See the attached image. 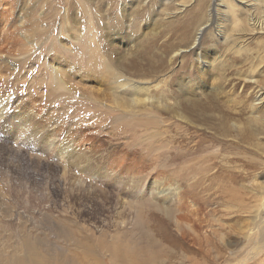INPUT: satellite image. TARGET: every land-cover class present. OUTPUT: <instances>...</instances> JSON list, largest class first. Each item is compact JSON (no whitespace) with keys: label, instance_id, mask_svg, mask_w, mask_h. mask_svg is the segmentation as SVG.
<instances>
[{"label":"rangeland","instance_id":"obj_1","mask_svg":"<svg viewBox=\"0 0 264 264\" xmlns=\"http://www.w3.org/2000/svg\"><path fill=\"white\" fill-rule=\"evenodd\" d=\"M7 1L12 6L0 11L12 41L2 44L0 34L1 52L15 67L0 72V115L15 114L17 130L15 143L0 137V264H66L63 257L69 264H140L138 254L151 248L146 228L163 244L153 249L162 264H264V211L251 209L253 187L264 179V103L250 104L264 87V74L256 73L264 34L232 31V13L221 12L213 28L223 29L225 41L205 35L200 49L190 48L212 8L208 0ZM230 1L237 16L252 21L256 9ZM211 48L219 58L213 71L201 72L195 50L206 56ZM244 74L256 84L242 87ZM214 77L222 85L216 93ZM129 79L142 83L138 93L146 98L125 111L113 92L120 95ZM66 143L75 157L84 154L82 162L69 166L59 150ZM222 168L238 177L229 181ZM65 170L96 195L77 190L71 177L63 187ZM187 198L202 209L197 229L196 217L182 214ZM123 206L126 227L116 224ZM199 234L211 240L213 262L196 253L192 236Z\"/></svg>","mask_w":264,"mask_h":264},{"label":"bare ground","instance_id":"obj_2","mask_svg":"<svg viewBox=\"0 0 264 264\" xmlns=\"http://www.w3.org/2000/svg\"><path fill=\"white\" fill-rule=\"evenodd\" d=\"M9 1H11V0H9ZM232 1H234V2H238L239 4L240 3H243L242 5H243V9L246 11H248V8H249V6H252V8L253 9H256L257 11L254 13V15H252V18H251V20L252 21H250V18L248 17V18H241L240 16H237L236 15V8H235V5L230 1V0H213V2L211 1V0H208V2H210V4H212V8L210 9V11H208V13H207V11L206 10H204V12H203V16H202V19H201V21L198 23V25H197V28H196V30H195V32H194V34H193V37H192V41H191V43H190V48H192V49H200V47H201V44H202V39H203V37L205 36V35H207L208 37H209V39H210V41H214V38H215V36H218L219 35V37H223V35H224V31H223V29H221V27L218 29V30H220V31H216V27H217V25H218V23H217V20H218V18H219V16L221 15V12H223V14L227 17L228 15H229V13H232V17H231V15H229L230 17L229 18H231L230 20L231 21H228L229 22V25H230V22H231V24H232V31H237V32H248V33H254V32H257V33H263L264 34V0H232ZM9 3L10 2H8L7 0H0V7H4V6H6V7H8L9 6ZM123 4V3H122ZM121 4V5H122ZM125 4V3H124ZM10 5H11V3H10ZM126 5V4H125ZM241 5V6H242ZM12 6V5H11ZM10 7V6H9ZM22 7V6H21ZM122 8V10H126V8H125V6L124 5H122L121 6ZM177 7V6H176ZM5 8V7H4ZM16 8V7H15ZM206 9V8H205ZM8 10V9H7ZM12 10V9H11ZM11 12V11H10ZM249 12V11H248ZM251 13V12H250ZM222 14V15H223ZM247 13H245V15H246ZM249 15V14H248ZM0 16H2V21L5 23L4 25H2L3 27L2 28H0V34H1V37H2V44L4 43V44H7V43H11V37L12 36H10L9 37V35L11 34V30L10 31H8L7 30V28H5L8 24H9V20H8V17H7V12H5V13H3L2 12V9H1V11H0ZM242 16V15H241ZM250 16V15H249ZM221 17V16H220ZM221 20V19H220ZM229 20V19H228ZM1 21V22H2ZM217 23V25H216V27H215V30H214V28H213V25H215ZM22 24V23H21ZM12 27V26H11ZM227 27H229V26H227ZM213 28V29H212ZM231 29V28H230ZM231 31V32H232ZM20 32V31H19ZM23 33V32H22ZM227 33V32H226ZM236 33V32H235ZM228 34V33H227ZM12 35V34H11ZM14 35V34H13ZM112 37V36H111ZM120 37V36H119ZM126 37V36H125ZM226 37H228V36H226ZM14 38V37H13ZM121 39V38H120ZM227 39V38H226ZM222 40L223 41H225V38L223 37L222 38ZM109 41H111V40H109ZM121 41V40H120ZM13 42H15V41H13ZM240 42V41H239ZM9 43V44H10ZM122 43V42H121ZM1 43H0V72L2 71V69H3V67L5 66V68L7 67L8 69H10V68H13V67H15L14 66V62H12V57L9 55V54H7V53H4V52H1V47H3V46H6V45H2ZM2 45V46H1ZM234 47L236 48V52H240V49H241V45H238V46H235L234 45ZM186 48H188V47H186ZM3 49V48H2ZM120 49V48H119ZM203 49V48H202ZM182 50H184V49H178V50H176V52H175V54H173V55H176V54H179V52L181 51L182 52ZM188 50V49H187ZM196 52H197V55L199 56L197 59H199V60H201V61H197V63H199L198 65H197V69L199 70V71H201V72H206V71H213L214 69V67H213V65H214V63L218 60V55H217V53H216V49L215 48H211V51H210V54L209 55H206V56H204V53H201V55H199V51L198 50H195ZM206 53V52H205ZM11 57V58H10ZM60 63V62H59ZM52 66V65H51ZM56 67V66H55ZM54 67V68H55ZM60 67V66H59ZM71 67H73L72 65H71ZM76 68H78L79 69V67H76ZM204 68H206V69H204ZM260 68V67H259ZM60 69V68H59ZM218 69V68H217ZM57 70V69H56ZM55 70V71H56ZM61 70H62V68H61ZM68 71V73H67V76H69L70 75V73H69V71H70V67H68L67 68V70H66V72ZM1 73H3V72H1ZM55 73H59V72H55ZM217 73V72H216ZM222 73V72H221ZM256 73H258L259 74V76H262L263 74H264V62L262 63V65H261V69H258L257 68V70H256ZM263 73V74H262ZM60 75V74H59ZM73 75V74H72ZM75 75V74H74ZM78 75V74H77ZM66 76V77H67ZM218 76V75H217ZM216 76V77H217ZM74 78V77H73ZM261 78V77H260ZM62 79V78H61ZM239 79H240V82H241V86L242 87H244V86H246L247 85V87L249 86L248 85V82H250V83H252V84H256V78L254 77V75L253 74H247V75H245L244 74V76H239ZM200 80V79H199ZM203 80V79H202ZM216 80V78L214 77L212 80H210V82H211V88H213V86H214V92L213 93H216L218 90H219V87H221V86H217V84L215 85V84H213L214 83V81ZM61 81V80H60ZM62 81L64 82L65 80H63L62 79ZM122 81H124V78H122ZM218 81V80H217ZM262 81H263V78H262ZM197 82V81H196ZM62 83V82H61ZM143 83H145V82H143ZM257 83H259L258 81H257ZM65 84H66V82H65ZM72 84V83H71ZM181 84H184V83H181ZM188 84V83H187ZM194 84V83H193ZM264 84V83H263ZM196 85V84H195ZM198 85V84H197ZM120 86L122 87L121 89V91H120V95H117V94H115L114 92H113V97H114V99H115V103L116 104H118V107L120 106L119 105V101H126V103H124V104H121L122 106L121 107H125L126 109H123V110H125V111H131V109H133L134 108V106L136 105V104H142L141 103V101H143V100H145L144 98H146V97H143L144 95H142V96H140V94L138 93V92H142V90H145V88L143 87V85H142V83L141 82H139V81H135V80H133V79H129V80H127V82H126V85H124L123 83H121L120 84ZM125 86H126V88L127 89H125ZM260 86V85H259ZM194 87V86H193ZM224 87V86H223ZM257 87H258V85H257ZM97 89V88H96ZM224 89V88H223ZM231 89V88H230ZM199 90V89H198ZM201 90V89H200ZM204 90V89H203ZM197 91V90H196ZM209 91V89L206 91V92H208ZM140 92V93H141ZM188 92V91H187ZM194 93V92H193ZM247 95V94H246ZM131 96V97H130ZM127 97H128V99H127ZM160 100V99H159ZM123 101V102H124ZM191 101V100H190ZM166 103V102H165ZM176 103V102H175ZM264 103V87H260L259 89H257L256 91H255V94H254V96L251 98V101H250V104L252 105V106H260V105H262ZM114 104V103H113ZM163 104V103H162ZM167 104V103H166ZM172 104V103H171ZM170 104V105H171ZM193 104V103H192ZM2 105H3V103L0 101V109L2 108ZM123 105H125V106H123ZM151 105V104H150ZM173 105V104H172ZM142 106H143V104H142ZM165 106V105H164ZM163 106V107H164ZM175 108H176V110L175 111H179V108L180 107H178V105H176L175 104ZM169 109H171V107H169ZM121 110V109H120ZM122 110V111H123ZM175 111H173L172 110V112H175ZM180 113V112H179ZM177 114V113H176ZM177 117H179L180 119H184L185 117H183L182 115H181V113L180 114H178L177 115ZM255 117H258L259 118V116L257 115V116H255ZM0 130L2 131V133L0 134V137L3 139L2 141H4L5 143H7L6 142V140H12L11 142L12 143H15V131L17 130L15 127V114H11V113H8V114H5V115H0ZM256 119V118H255ZM26 122V121H25ZM27 123H29V122H27ZM23 124H25V123H23ZM18 126V125H17ZM26 127V126H25ZM23 129V128H22ZM27 129H29V128H27ZM3 130H5V132H3ZM8 131H10V133H8ZM22 131V130H21ZM25 131V130H24ZM35 132V131H34ZM29 133V132H28ZM6 134H13V139H11V138H9V137H7V136H5ZM33 136V135H32ZM53 139V138H52ZM52 139H51V141H52ZM27 140V139H26ZM87 141H88V139H86ZM86 140L84 141L83 140V142L85 143L86 142ZM90 140V143L89 142H86V143H88V147H90V150L89 151H93L94 150V148H93V146H92V141L93 140H91V138L89 139ZM51 141H49V142H51ZM36 142V141H35ZM54 142V141H53ZM22 143V142H21ZM33 143V142H32ZM58 143V142H57ZM62 143V142H61ZM200 143H201V140L200 139H197V141L194 143L196 146H197V148L199 147V145H200ZM4 144V143H3ZM33 145V144H32ZM48 145H50V144H48ZM58 145H60V144H58ZM50 146H52V145H50ZM61 146V145H60ZM4 147V146H3ZM56 147V146H55ZM69 144H67L66 143V146H63V147H59V150L61 151V153H62V156H64L63 154L64 153H68L67 154V160L68 161H70V163H69V166H71L72 165V163L74 162V164H77V162H82V159H83V156H84V154L83 155H80L79 153H78V155L75 157V155H73V153H69ZM202 147L203 146H201V147H199L198 149H201L202 150ZM36 148V147H35ZM40 148H42V147H40ZM53 148V147H52ZM51 148V149H52ZM196 148V149H197ZM13 151V150H12ZM54 151H55V149H54ZM74 151V150H73ZM60 153V154H61ZM53 157V156H52ZM75 157V158H74ZM59 158H60V156H59ZM39 159V158H38ZM74 159H76V160H74ZM98 161V160H97ZM73 164V165H74ZM121 164H123L122 162L120 163V164H118V165H121ZM98 165V164H97ZM128 165V164H127ZM126 165V166H127ZM55 166V165H54ZM59 166V165H58ZM82 166V165H81ZM126 166H125V168H126ZM91 167V166H90ZM88 168V167H87ZM93 168V167H92ZM91 168V169H92ZM99 168V167H98ZM78 170H80V169H78ZM95 170V169H94ZM81 172H83V170L81 169L80 170ZM93 171V170H92ZM220 172L222 173V174H224V176L227 178V179H229V181H233L236 177H238V175H236V174H238V172L237 171H232V169L230 170V169H228V168H222L221 170H220ZM82 175L80 174V177H81ZM70 177L71 178H73L74 180H75V182H77L78 184H77V190H79L80 192H82L83 194H87V195H89V196H91V194H95L96 195V189H94L93 190V188H92V186L88 183V182H86V181H84V180H82V178H79V177H77V176H73L71 173H69V171L67 170H65L64 172H63V175H62V180H61V182H62V184H63V187H64V185L66 186V184L69 182V179H70ZM119 180L120 179H122V176H120L119 178H118ZM68 180V181H67ZM255 182V181H254ZM69 184V183H68ZM253 187V186H252ZM253 190H254V194L256 195V197H257V200H256V206H252L251 207V209H252V212L253 213H257L258 214V212H259V210L260 211H264V179H263V181L262 182H260V183H256V185L253 187ZM73 192V191H72ZM101 193V192H100ZM95 195H93V196H95ZM85 196V195H84ZM104 196V195H103ZM93 198V197H92ZM104 198V197H103ZM189 201V205L187 206L188 207V209L187 210H185L184 211V213H182V214H189L190 216H192L193 218H195L198 214L197 213H199V211L200 210H202L200 207H198V206H200V205H197V203L195 202V200L194 199H192V198H187ZM98 200V199H97ZM94 203V202H93ZM118 203V202H117ZM123 203H126V205L128 206V204H127V202H123ZM231 203V202H230ZM188 204V203H187ZM113 206V205H112ZM131 205H129V207H130ZM223 206H226V207H228L227 205H225V204H223ZM114 207V206H113ZM186 207V206H185ZM123 208V209H122ZM121 208V210L120 211H118L117 210V214H118V216H119V221H117L116 222V224L117 225H123V226H125L126 227V224L129 222L128 220V217H127V211L125 210V208H124V206ZM131 208V207H130ZM180 209H181V206L179 207ZM120 209V208H119ZM185 209V208H184ZM183 209V210H184ZM129 211V210H128ZM162 211H163V209H162ZM132 212V211H131ZM129 213V212H128ZM167 213H168V211H167ZM202 213V212H201ZM200 213V214H201ZM247 213V212H246ZM127 214V215H126ZM133 214V213H132ZM181 214V213H180ZM202 215V214H201ZM212 215V214H211ZM259 215V214H258ZM255 216V218H257L256 217V215H254ZM253 216V217H254ZM130 217H132V216H130ZM133 218H134V220H133V223L134 224H139L140 222H138V220H139V217L136 215V211H134V214H133ZM133 218H131V219H133ZM201 218V216L200 217H196L195 218V220L194 221H192V219H191V221H192V224H194V225H192L193 226V228L194 229H197L196 228V226L197 225H195V222H198V224H199V221H200V224H201V222H202V219H200ZM203 218V217H202ZM255 218H253V219H255ZM125 220H127L128 222H125ZM205 220V219H204ZM131 222V221H130ZM204 223V222H203ZM161 225V224H160ZM243 225V224H242ZM241 225V226H242ZM135 226V225H134ZM198 227V226H197ZM118 228V227H117ZM199 228V227H198ZM241 228V227H240ZM101 230V229H100ZM241 230H245V231H247V229H241ZM253 232V231H252ZM142 233H143V236L145 237V243H147L148 245V247H151V248H147L145 251H143L141 254H138V257L140 258V261H138L140 264H162L166 259H164V258H162V257H160L159 255H156L157 253H155L154 251H153V249H155V248H160V251H161V246L163 245L162 243H161V240H160V238L159 237H157L156 238V235H154V232L150 229V228H146V229H143L142 230ZM222 234V233H221ZM251 234V233H250ZM249 235H246V238L248 237ZM221 238V237H220ZM136 239H138V237L136 238ZM234 239H236V237H234ZM197 242H196V241ZM221 240V239H220ZM192 241L193 242H196L195 244H197V247L195 248V251H196V253H198L199 252V254H201V256H202V258L204 259V260H210V262H213L214 261V259L213 258H211V255H210V249H212L211 247L209 248V246H210V244H211V240L209 239V237L207 236V235H198V236H192ZM163 247V246H162ZM164 248H166V247H164ZM163 248V249H164ZM151 249V251H149ZM187 250H190V248H186ZM158 250V249H157ZM169 250V249H168ZM167 251V250H166ZM146 253V254H145ZM47 254V253H46ZM136 254V253H135ZM173 254V253H172ZM184 254V253H183ZM133 256V255H132ZM169 256V255H168ZM233 256V255H232ZM127 257V256H126ZM216 258H217V255L215 256ZM51 259V258H50ZM63 259L68 263V261L70 260H68V257H63ZM127 259V258H126ZM122 261V260H121ZM125 261V260H124ZM58 262V261H57ZM100 262V261H99ZM126 262H128V263H130V264H134L133 262H130V261H128V260H126ZM66 263V264H67ZM101 263V262H100ZM207 264L208 262L206 261V262H204L203 264ZM65 264V263H64ZM69 264V263H68ZM70 264H73V262H71ZM76 264V263H75Z\"/></svg>","mask_w":264,"mask_h":264}]
</instances>
